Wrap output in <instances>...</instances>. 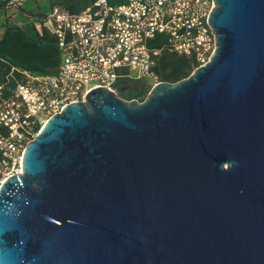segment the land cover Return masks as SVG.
<instances>
[{"label":"water","instance_id":"1","mask_svg":"<svg viewBox=\"0 0 264 264\" xmlns=\"http://www.w3.org/2000/svg\"><path fill=\"white\" fill-rule=\"evenodd\" d=\"M209 24L189 77L46 122L0 187V264H264V0Z\"/></svg>","mask_w":264,"mask_h":264},{"label":"built area","instance_id":"2","mask_svg":"<svg viewBox=\"0 0 264 264\" xmlns=\"http://www.w3.org/2000/svg\"><path fill=\"white\" fill-rule=\"evenodd\" d=\"M0 1L8 12L0 20L20 25L26 0ZM214 8L215 0H126L117 6L98 0L81 13L51 10L44 25L60 50L58 73L45 77L13 67L9 78L14 86L7 91L0 85V187L21 172L26 145L38 134L33 128L84 101L94 88L117 94L122 80L157 79L154 69L164 51L194 56L199 66L205 65L216 49L209 24ZM35 26L42 34V24ZM157 34L166 35L167 42L151 47Z\"/></svg>","mask_w":264,"mask_h":264},{"label":"trees","instance_id":"3","mask_svg":"<svg viewBox=\"0 0 264 264\" xmlns=\"http://www.w3.org/2000/svg\"><path fill=\"white\" fill-rule=\"evenodd\" d=\"M39 0H26L21 12L18 15L16 24L8 18L0 20V85L5 89L14 86L9 78L13 67L26 70L40 76H54L58 73L60 66V50L55 37L44 25L48 13L54 8H60L70 13H81L93 6L98 0H53L44 5H35ZM110 5H121L126 0H107ZM7 6L0 1V16L7 14ZM42 24V34L36 30L35 23ZM167 42V36L157 34L149 45L161 47ZM199 67L194 56H180L164 51L154 69V74L159 82L176 83L187 77ZM22 79L20 73H15ZM140 83L136 91L125 90L123 83L117 84V94L128 101L137 100L143 102L152 89L146 80H138ZM41 129L40 125L33 128L37 134Z\"/></svg>","mask_w":264,"mask_h":264},{"label":"rangeland","instance_id":"4","mask_svg":"<svg viewBox=\"0 0 264 264\" xmlns=\"http://www.w3.org/2000/svg\"><path fill=\"white\" fill-rule=\"evenodd\" d=\"M49 1H53V0H39L35 5H44V4H47ZM144 80L147 81V83L152 86V88L157 85L159 82L158 79H152V78H145ZM140 86V83L139 81H135V80H132V81H127V82H124L123 83V88L125 90H130V91H136Z\"/></svg>","mask_w":264,"mask_h":264}]
</instances>
